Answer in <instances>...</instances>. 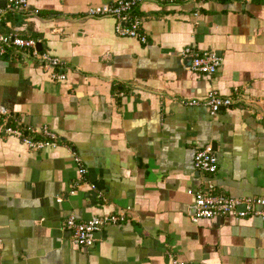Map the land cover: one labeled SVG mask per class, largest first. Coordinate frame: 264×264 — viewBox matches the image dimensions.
<instances>
[{
	"label": "crops",
	"instance_id": "obj_1",
	"mask_svg": "<svg viewBox=\"0 0 264 264\" xmlns=\"http://www.w3.org/2000/svg\"><path fill=\"white\" fill-rule=\"evenodd\" d=\"M27 1L28 12L2 17L0 34L37 40L65 63V80L10 48L0 108L60 143L35 153L0 132V264H264V218L193 222L186 194L211 182L217 194L264 199V0H144L135 12L145 44L116 36L111 18L85 15L114 0ZM191 44L221 58L213 76L190 70L181 51ZM211 91L231 105L211 115L181 104ZM207 144L212 176L192 166ZM72 153L86 168L74 195ZM120 212L126 221L87 248L64 225L69 214Z\"/></svg>",
	"mask_w": 264,
	"mask_h": 264
},
{
	"label": "built area",
	"instance_id": "obj_2",
	"mask_svg": "<svg viewBox=\"0 0 264 264\" xmlns=\"http://www.w3.org/2000/svg\"><path fill=\"white\" fill-rule=\"evenodd\" d=\"M144 0H114L111 3L90 6L85 11L88 18H111L114 20V34L118 37L130 38L141 44L147 42L146 33L143 30L142 19L136 14V8ZM189 0H164L166 4H175ZM203 2L204 0H193ZM235 1V0H233ZM249 1V0H244ZM27 0H6L3 8L0 9V20L7 13L19 14L28 12ZM38 41L31 38H22L13 33L0 34V57L4 56L8 49L13 48L31 56L38 64L53 70L52 79L58 82L65 80L63 71L66 66L59 58L48 53L40 52L37 49ZM181 55L190 60V70L206 77L213 76L221 66V58L214 52L201 51L195 46L187 45L181 51ZM122 95V93H119ZM184 106L202 105L209 110L211 115L228 108L231 100L228 97L220 96L217 92L211 91L200 100H182ZM0 132L6 137L15 139L20 145L31 152H41L56 148L60 138L47 126L35 128L22 125L17 120H9V115L0 108ZM72 161L75 165L77 178L76 183L69 192L74 195L85 180L86 168L82 159L72 153ZM193 169L201 174L212 176L218 168L216 153L212 145L207 144L196 150L192 158ZM187 196L192 199L191 220H211L214 218H226L234 214L237 218L248 216H259L264 218V199L260 197L233 198L214 192L211 182L206 183L204 188L188 189ZM242 208V209H241ZM126 221L124 213L108 214L106 216H93L86 221H78L73 214H69L65 220V228L70 232L72 242L79 248H87L94 245L95 234L110 226L119 225ZM169 264H186L169 257Z\"/></svg>",
	"mask_w": 264,
	"mask_h": 264
},
{
	"label": "water",
	"instance_id": "obj_3",
	"mask_svg": "<svg viewBox=\"0 0 264 264\" xmlns=\"http://www.w3.org/2000/svg\"><path fill=\"white\" fill-rule=\"evenodd\" d=\"M37 48L40 49V44H39V43L37 44ZM212 148H213V146H212ZM213 149H214V148H213ZM241 209H242V208H241ZM97 235H99V234L96 233V234H95V238H97Z\"/></svg>",
	"mask_w": 264,
	"mask_h": 264
},
{
	"label": "trees",
	"instance_id": "obj_4",
	"mask_svg": "<svg viewBox=\"0 0 264 264\" xmlns=\"http://www.w3.org/2000/svg\"><path fill=\"white\" fill-rule=\"evenodd\" d=\"M36 14H38V12H37ZM8 33H12V32H8ZM6 34H7V33H6Z\"/></svg>",
	"mask_w": 264,
	"mask_h": 264
}]
</instances>
